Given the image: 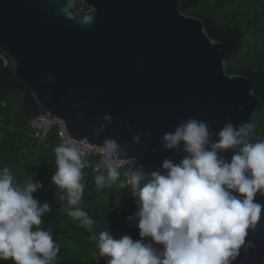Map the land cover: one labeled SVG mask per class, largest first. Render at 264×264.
Returning a JSON list of instances; mask_svg holds the SVG:
<instances>
[{
	"label": "water",
	"instance_id": "1",
	"mask_svg": "<svg viewBox=\"0 0 264 264\" xmlns=\"http://www.w3.org/2000/svg\"><path fill=\"white\" fill-rule=\"evenodd\" d=\"M77 2L88 8L76 14ZM181 4L0 0V58L35 107L32 117L61 120L74 140L103 148L115 140L110 160L134 158L151 172L183 157L161 145L179 124L204 121L215 137L228 123H250L262 104L250 75L228 70L229 42ZM249 241L233 264H264V209Z\"/></svg>",
	"mask_w": 264,
	"mask_h": 264
},
{
	"label": "clouds",
	"instance_id": "2",
	"mask_svg": "<svg viewBox=\"0 0 264 264\" xmlns=\"http://www.w3.org/2000/svg\"><path fill=\"white\" fill-rule=\"evenodd\" d=\"M251 132L250 123H228L214 137L206 122L189 118L165 133L162 147L180 150L183 157L178 162L165 158L151 172L129 168L126 182L119 184L131 189L137 210L127 219L136 223L140 239L127 234L114 239L102 231L96 259L106 257V264H233L242 246L252 247L246 237L264 209L257 201V196L264 198V140L249 142ZM118 147L108 140L105 152L111 156ZM229 150L233 155L226 160L221 153ZM54 151L51 181L66 193L67 215L91 230L93 220L80 207L84 153L73 141ZM119 176L109 165L107 174H97L94 183L99 189L111 188ZM42 188L32 179L21 185L8 167L0 168V261L55 264L60 246L51 228L41 227L50 206L33 196Z\"/></svg>",
	"mask_w": 264,
	"mask_h": 264
},
{
	"label": "trees",
	"instance_id": "3",
	"mask_svg": "<svg viewBox=\"0 0 264 264\" xmlns=\"http://www.w3.org/2000/svg\"><path fill=\"white\" fill-rule=\"evenodd\" d=\"M181 7L184 12L203 16L212 34L229 42V71H242L252 78L262 104L250 121L252 132L247 139L253 143L264 140V0H182ZM87 8L77 2L73 11L79 14ZM36 114L26 92L7 74L0 58V168L8 167L21 185L31 179L43 184L33 196L40 204L46 202L50 206L41 227L51 228L53 239L60 246L55 264H106V257L96 259L100 232L108 230L114 239L125 234L133 240L140 239L136 223L127 219L137 210L131 189L119 187L125 182L126 165L120 168L116 184L99 189L94 177L107 172H93L99 160L97 153L84 157L85 191L80 207L89 213L93 225L91 230L79 226L78 221L67 215L66 193L51 181L56 170L54 150L61 144L58 127L53 124L41 140L32 137L30 119Z\"/></svg>",
	"mask_w": 264,
	"mask_h": 264
},
{
	"label": "built area",
	"instance_id": "4",
	"mask_svg": "<svg viewBox=\"0 0 264 264\" xmlns=\"http://www.w3.org/2000/svg\"><path fill=\"white\" fill-rule=\"evenodd\" d=\"M53 124H56L58 127V136L61 139V144L64 142L73 141L80 146L82 152L84 153V157L89 153H97L99 155V160L93 166V172H107L109 165L115 166L118 171L123 165H126V173L129 168H142L144 171H147L134 158H130L127 160L119 159L116 161H112L109 159L108 154L105 152V148L97 146L95 144H91L84 139H72L67 134L64 123L61 120H54L46 117H31L30 127L32 131H30V135L41 140L46 136L47 131ZM126 173L125 182L127 180Z\"/></svg>",
	"mask_w": 264,
	"mask_h": 264
}]
</instances>
